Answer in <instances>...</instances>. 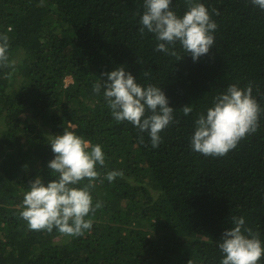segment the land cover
I'll use <instances>...</instances> for the list:
<instances>
[{
	"label": "trees",
	"instance_id": "1",
	"mask_svg": "<svg viewBox=\"0 0 264 264\" xmlns=\"http://www.w3.org/2000/svg\"><path fill=\"white\" fill-rule=\"evenodd\" d=\"M203 2L218 27L194 62L155 51L154 36L141 35L143 0H0V34L9 38V62L0 64V264H219L216 240L234 216L264 241V10L251 0ZM172 7L182 14L186 0ZM116 67L159 86L174 108L159 147L116 122L93 92ZM233 83L252 85L257 130L224 156L193 151L194 119ZM64 129L105 154L91 189L101 207L91 229L71 237L32 230L19 214L28 182L52 178L49 141ZM112 170L122 175L109 182Z\"/></svg>",
	"mask_w": 264,
	"mask_h": 264
},
{
	"label": "clouds",
	"instance_id": "2",
	"mask_svg": "<svg viewBox=\"0 0 264 264\" xmlns=\"http://www.w3.org/2000/svg\"><path fill=\"white\" fill-rule=\"evenodd\" d=\"M251 3L264 10V0ZM172 4L173 0H143L139 31L154 36L155 51L176 59L187 54L195 62L215 45L218 25L203 0H186L182 14H177ZM8 39L0 34V64L4 65L9 62ZM102 76L92 90L103 96L113 119L131 123L147 134L153 149L159 147L161 132L175 122L174 108L164 91L155 84L139 83L124 67L112 68ZM191 111L188 104L183 106L186 116ZM261 111L251 84L243 88L228 85L194 119L191 149L204 156L226 155L257 130ZM140 140L144 142L142 136ZM49 145L53 157L47 168L52 178L45 181L36 175L28 182L19 214L32 230L55 228L70 237L83 235L92 227L90 213L101 207L99 201L93 204L91 189L99 175L98 166L105 165L102 146L68 129L53 135ZM120 175V171L112 170L106 179L112 182ZM85 180L87 183H82ZM216 245L221 253L219 264H264V241L247 226L244 216L232 218Z\"/></svg>",
	"mask_w": 264,
	"mask_h": 264
},
{
	"label": "rangeland",
	"instance_id": "3",
	"mask_svg": "<svg viewBox=\"0 0 264 264\" xmlns=\"http://www.w3.org/2000/svg\"><path fill=\"white\" fill-rule=\"evenodd\" d=\"M71 82V78L69 76H67L65 78V84H69ZM19 83V81L17 79H14V84L17 85Z\"/></svg>",
	"mask_w": 264,
	"mask_h": 264
}]
</instances>
